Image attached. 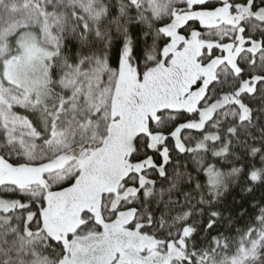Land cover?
<instances>
[{
    "label": "snow or ice",
    "instance_id": "obj_1",
    "mask_svg": "<svg viewBox=\"0 0 264 264\" xmlns=\"http://www.w3.org/2000/svg\"><path fill=\"white\" fill-rule=\"evenodd\" d=\"M0 264H264V0H0Z\"/></svg>",
    "mask_w": 264,
    "mask_h": 264
}]
</instances>
